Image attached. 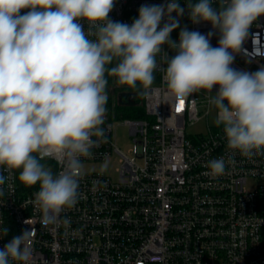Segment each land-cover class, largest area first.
Instances as JSON below:
<instances>
[{"label": "clouds", "instance_id": "clouds-1", "mask_svg": "<svg viewBox=\"0 0 264 264\" xmlns=\"http://www.w3.org/2000/svg\"><path fill=\"white\" fill-rule=\"evenodd\" d=\"M114 4L0 0V167L9 175L19 170L24 185H39L35 206L45 225L58 226L60 214L76 205L81 157H90L104 138L106 73L144 97L160 96L161 89L153 88L158 70L164 73L166 99L217 87L210 103L227 148L246 158L264 154V66L255 72L232 67L252 26L264 17V0H218V7L213 0H189L191 22L210 23L212 31L205 35L184 27L178 42L170 34L185 13L179 0L142 5L130 25L109 19ZM214 34L219 35L216 47L210 43ZM257 43L253 40V54L264 56ZM165 44L174 56L163 52ZM45 158L55 159L63 170L54 175L41 163ZM234 163L232 158L210 160L205 174L223 175L226 164ZM5 183L0 173V195ZM0 232L4 237L8 228ZM32 237V230L13 237L0 249V264H32Z\"/></svg>", "mask_w": 264, "mask_h": 264}, {"label": "built area", "instance_id": "built-area-1", "mask_svg": "<svg viewBox=\"0 0 264 264\" xmlns=\"http://www.w3.org/2000/svg\"><path fill=\"white\" fill-rule=\"evenodd\" d=\"M164 2L115 0L109 19L130 25L142 5ZM179 3L185 7L180 24L205 35L212 31L210 23L191 22L189 0ZM213 7H218V0H213ZM218 39V34L210 38L213 47ZM253 40L264 48V17L252 26L235 56L234 69L255 72L264 66V56L253 54ZM162 50L169 57L176 54L166 44ZM157 60L166 67L160 57ZM157 72L159 81L153 88L161 94L141 97L144 117L117 115L105 104L104 138L81 161H106L118 154V177L81 169L77 203L60 214L58 226L45 225L36 209L39 187L22 194L17 170L9 175L0 167L6 178L0 229L8 228L6 236L0 232V249L24 230H32V264H264V154L246 158L228 149L223 127L210 124V101L217 87L212 93L200 90L181 100L166 99L164 73ZM111 91L107 83V101ZM113 115L124 118L119 124L129 128L134 143L129 153L116 142ZM201 119H207L208 132L189 135L188 127ZM221 157L235 163L226 164L223 175H206L207 162ZM45 159L54 175L63 170L55 159ZM64 219L70 224L64 225Z\"/></svg>", "mask_w": 264, "mask_h": 264}, {"label": "rangeland", "instance_id": "rangeland-1", "mask_svg": "<svg viewBox=\"0 0 264 264\" xmlns=\"http://www.w3.org/2000/svg\"><path fill=\"white\" fill-rule=\"evenodd\" d=\"M26 11V10H24ZM184 27H189L188 24H180V27L175 29L171 34H170V38L171 39H175V40H179V32L181 30V28ZM112 92V91H111ZM113 94V93H112ZM106 105H110L113 109H114V113L115 114H123L122 112H119L116 109L115 106V99L114 97H112V99L106 102ZM110 107V109H111ZM216 115H217V109L215 108V106L212 108L209 120H210V124L216 125L215 124V119H216ZM124 118H122L121 116H112V121L114 123V135L116 138V142L118 144V146L121 148L122 151L129 153L130 149L133 148L134 143L132 141L131 136L129 135V128L126 125H121L119 124ZM187 132L189 135H192L193 137H197L200 134H206L208 132L207 129V119H201L199 121H197L196 123L192 124L191 126L188 127ZM119 159L120 156L118 154H112L106 161H89V162H85L82 163L83 164V168L82 170L85 171H102L105 172L107 175L111 176L113 179H116L118 177V172H117V168L119 167ZM107 164V168L102 170V167L104 164Z\"/></svg>", "mask_w": 264, "mask_h": 264}, {"label": "trees", "instance_id": "trees-1", "mask_svg": "<svg viewBox=\"0 0 264 264\" xmlns=\"http://www.w3.org/2000/svg\"><path fill=\"white\" fill-rule=\"evenodd\" d=\"M115 64H116V61H113V63L108 65L107 67L111 68V67L115 66ZM154 76H155L154 83H157L159 81V73L156 71L154 73ZM106 77L108 79V86L112 90V93H113L112 97H114V99H115L116 109L119 112H122L123 113L122 115L124 117H130V118H142V117H144L145 116V108H144L142 100L140 103H136L135 105H126V104H121L119 101V98H118V94L121 92L127 91V92L139 93V89H132V88H129L127 86H121L118 83H116L115 77L109 76L107 74H106ZM112 97L109 99V102L112 99ZM48 162L49 161L47 159H44L41 161V163H43L45 165ZM18 176H19V170H17V180H18L19 190H20V192H22V194L31 192L32 190L39 187L38 184L35 186H27V185L22 184L19 181Z\"/></svg>", "mask_w": 264, "mask_h": 264}, {"label": "water", "instance_id": "water-1", "mask_svg": "<svg viewBox=\"0 0 264 264\" xmlns=\"http://www.w3.org/2000/svg\"><path fill=\"white\" fill-rule=\"evenodd\" d=\"M124 97L127 98V100L124 102ZM142 96L139 93L136 92H121L118 94V98L121 104L126 105H135L136 104V98H141Z\"/></svg>", "mask_w": 264, "mask_h": 264}, {"label": "flooded vegetation", "instance_id": "flooded-vegetation-1", "mask_svg": "<svg viewBox=\"0 0 264 264\" xmlns=\"http://www.w3.org/2000/svg\"><path fill=\"white\" fill-rule=\"evenodd\" d=\"M127 100V98L126 97H124V99H123V101L125 102ZM141 101V98H136V103H139Z\"/></svg>", "mask_w": 264, "mask_h": 264}, {"label": "snow or ice", "instance_id": "snow-or-ice-1", "mask_svg": "<svg viewBox=\"0 0 264 264\" xmlns=\"http://www.w3.org/2000/svg\"><path fill=\"white\" fill-rule=\"evenodd\" d=\"M182 106H183V102L181 101L180 102V107H182ZM177 110L179 111V108Z\"/></svg>", "mask_w": 264, "mask_h": 264}]
</instances>
